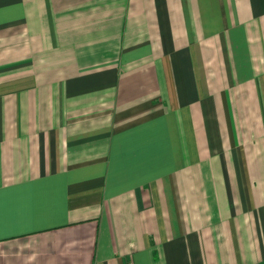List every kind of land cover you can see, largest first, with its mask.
Masks as SVG:
<instances>
[{"label":"crops","instance_id":"1","mask_svg":"<svg viewBox=\"0 0 264 264\" xmlns=\"http://www.w3.org/2000/svg\"><path fill=\"white\" fill-rule=\"evenodd\" d=\"M0 264H264V0H0Z\"/></svg>","mask_w":264,"mask_h":264}]
</instances>
